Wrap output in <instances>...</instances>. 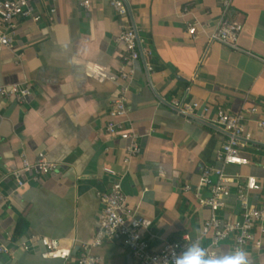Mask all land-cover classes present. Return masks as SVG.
<instances>
[{"label": "crops", "instance_id": "obj_1", "mask_svg": "<svg viewBox=\"0 0 264 264\" xmlns=\"http://www.w3.org/2000/svg\"><path fill=\"white\" fill-rule=\"evenodd\" d=\"M58 0L54 20L19 18L10 47L0 49V86L26 82V101L0 96V179L23 159L39 153L56 163L55 171L17 188L11 178L0 181V239L46 236L70 247L67 261L43 259L38 248L1 255L0 264H75L81 246L92 241L101 204L97 194L108 190L119 174L129 207L152 221L146 238L153 249L168 241L191 244L199 239L210 216L200 204L197 186L204 169L222 168L244 185L256 177L260 189L244 191L250 206L264 203V0H121L126 17L113 0ZM241 23L237 47L209 41L219 19ZM196 24L197 33H187ZM133 26L140 47L148 49L131 63L127 113L120 119L138 135L141 152L124 167L127 141L106 132L112 100L125 82L118 77L124 46L117 36ZM207 104L202 116L185 117L172 101ZM245 116L246 165H225L217 153L226 133L211 120L217 108ZM216 180V178L214 177ZM185 185L189 191H183ZM202 198L210 196L208 187ZM242 202L230 186L222 220L240 218ZM260 247L247 246L250 264H264V235L254 230ZM17 236V237H16ZM233 250L231 238L219 252ZM100 264H140L121 242H104L92 249Z\"/></svg>", "mask_w": 264, "mask_h": 264}, {"label": "built area", "instance_id": "obj_2", "mask_svg": "<svg viewBox=\"0 0 264 264\" xmlns=\"http://www.w3.org/2000/svg\"><path fill=\"white\" fill-rule=\"evenodd\" d=\"M82 7H89V0H79ZM58 0H0V49L10 47L15 34V21L19 18L40 21L45 14L50 22L54 20L56 4ZM230 2L223 1L227 9ZM112 6L121 17H126L128 10L121 0H113ZM242 25L237 21H230L226 17L218 20L216 25L208 33V40L219 42L223 45L236 48ZM187 33L194 37L197 33L196 24H189ZM125 49L123 64L119 68L118 77L125 82L118 94L112 100L108 115L110 120L106 124V132L110 136H117L128 143L124 146V157L122 164L127 167L132 158L138 156L141 147L138 135L120 121L127 113V86L132 81L133 69L131 63L148 54V49L140 47V39L137 30L133 26H125L117 36ZM32 94L31 87L26 82L16 83L8 86H0V96L5 99H13L18 102L26 101ZM173 108L185 117H193L197 110L202 111V116L209 111L207 104L194 101L191 103L173 100ZM258 108L253 106L238 114H231L222 108H217L214 118L211 120L220 127L227 135V139L217 153V158L225 165H246L248 159L241 155V150L246 146L247 136L244 135L245 116L256 114ZM259 128H264V119L257 121ZM264 168V164H262ZM56 163L50 161L44 153H39L34 162L26 159L21 161L19 167L8 169L3 172L0 179L11 178L17 188L26 182H36L40 177L55 171ZM109 175L115 177L108 190L97 194L101 210L98 214V226L91 242L81 246V250L74 258L75 264H100V258L93 254L92 249L99 247L104 242H121L130 253L136 257L140 264H171L172 253L179 254L189 244L184 241H168L158 249H153L146 238L152 221L144 216L137 215L126 202L122 190L119 174L111 169L105 170ZM216 178V180L214 179ZM236 185L242 202V213L240 218L234 220H222L219 212L226 205L230 195V186ZM208 187L210 196L202 198L201 190ZM260 189L256 177L249 175L242 186L237 183L235 176L228 174L224 169L210 167L203 170L200 182L197 186L196 195L201 205L207 207L210 216L205 220L201 228V237L208 239L204 247L212 246L213 251L219 252L223 241L231 238L233 249L239 247L246 251L247 246L252 244L260 247V242L255 238L254 230L264 235V203L261 206H250L246 202L244 191H255ZM183 191H189L190 186L185 185ZM0 200H5L0 195ZM43 259H61L67 261L73 256L72 249L61 241L46 237L30 235L25 239L8 237L0 239V256L14 255L17 251H34Z\"/></svg>", "mask_w": 264, "mask_h": 264}, {"label": "clouds", "instance_id": "obj_3", "mask_svg": "<svg viewBox=\"0 0 264 264\" xmlns=\"http://www.w3.org/2000/svg\"><path fill=\"white\" fill-rule=\"evenodd\" d=\"M211 249V245L204 247L197 239L179 254L173 252L171 264H250L249 254L242 248L237 247L227 252Z\"/></svg>", "mask_w": 264, "mask_h": 264}, {"label": "trees", "instance_id": "obj_4", "mask_svg": "<svg viewBox=\"0 0 264 264\" xmlns=\"http://www.w3.org/2000/svg\"><path fill=\"white\" fill-rule=\"evenodd\" d=\"M17 237V236H16Z\"/></svg>", "mask_w": 264, "mask_h": 264}]
</instances>
